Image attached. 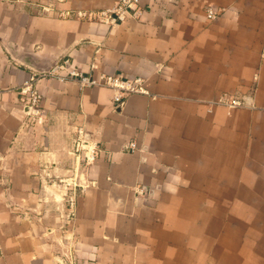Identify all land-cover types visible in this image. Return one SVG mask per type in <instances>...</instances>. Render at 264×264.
<instances>
[{"label":"crops","instance_id":"0c3cea01","mask_svg":"<svg viewBox=\"0 0 264 264\" xmlns=\"http://www.w3.org/2000/svg\"><path fill=\"white\" fill-rule=\"evenodd\" d=\"M115 1L0 0V264H264V0L75 14ZM65 59L147 93L117 104L37 70ZM32 76L39 118L20 92Z\"/></svg>","mask_w":264,"mask_h":264},{"label":"built area","instance_id":"2783aa9c","mask_svg":"<svg viewBox=\"0 0 264 264\" xmlns=\"http://www.w3.org/2000/svg\"><path fill=\"white\" fill-rule=\"evenodd\" d=\"M141 12L140 0H116L112 6L108 8H103L95 11H81L75 12L77 17L86 18V19H95L100 22H104L107 24H117L122 23L129 16H139ZM207 16L209 18H215L217 13L214 12L211 8L206 9ZM261 57L264 58V42L260 51ZM65 71V73L59 74L58 71ZM41 75H50L56 76L60 80H68L74 78L77 80L79 86H94V85H103L111 88L113 93V101L117 104H122L124 98L133 92L137 93H147V90L144 87L143 80L141 78H133V79H121L111 75L106 74H98L96 77H92L89 74H84L77 70L74 67H71L68 60L65 59L61 61L59 64H55L48 72L41 73ZM34 77H30V79L22 86H20V92L23 94V99L25 101L27 107V114L34 115L39 118V104L41 101V95L39 92L32 87L31 83ZM219 101L227 102L231 105H240L241 102L238 100H226L220 98ZM82 132L80 129L77 130V141L76 142L81 150L83 149V157L88 162L94 156V145L90 147L82 146V142L80 137ZM136 144L131 142L128 144L127 148L130 150H134L136 148ZM85 149V150H84ZM67 191L64 194V200L66 203V208L68 210L67 216L68 218L72 217L73 210L76 204V192H75V183L73 181L66 182Z\"/></svg>","mask_w":264,"mask_h":264},{"label":"water","instance_id":"95a60500","mask_svg":"<svg viewBox=\"0 0 264 264\" xmlns=\"http://www.w3.org/2000/svg\"><path fill=\"white\" fill-rule=\"evenodd\" d=\"M56 64V62L52 63V64H47V65H41L37 68L38 72L40 73H46L48 72L54 65Z\"/></svg>","mask_w":264,"mask_h":264}]
</instances>
